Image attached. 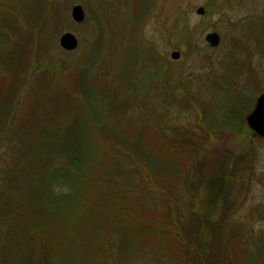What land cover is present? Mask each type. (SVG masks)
I'll list each match as a JSON object with an SVG mask.
<instances>
[{
  "label": "rangeland",
  "instance_id": "rangeland-1",
  "mask_svg": "<svg viewBox=\"0 0 264 264\" xmlns=\"http://www.w3.org/2000/svg\"><path fill=\"white\" fill-rule=\"evenodd\" d=\"M262 92L264 0H0V242L19 245L0 263L264 264V140L245 122ZM88 150L74 188L67 158ZM116 230L119 261L96 237Z\"/></svg>",
  "mask_w": 264,
  "mask_h": 264
},
{
  "label": "trees",
  "instance_id": "trees-1",
  "mask_svg": "<svg viewBox=\"0 0 264 264\" xmlns=\"http://www.w3.org/2000/svg\"><path fill=\"white\" fill-rule=\"evenodd\" d=\"M36 72V71H35ZM84 117V116H83ZM77 118H79V115L78 116H75V117H72V116H70V118L69 119H67V121H76V119ZM84 118H86V121H84L85 123H87L85 126H86V128L87 129H89V133L92 135L93 134V131H91L90 129L91 128H89V126L88 125H90L91 123H93V121H90L89 119H87V117H84ZM90 121V122H89ZM81 123V122H80ZM98 126H100V125H98ZM85 129L84 130H81V131H78L77 132V135L76 134H74L73 132H70L69 131V136H67V140L69 141V140H71V139H76V138H78L79 139V142H80V139L82 140V138H83V140H88V133H85ZM79 134V135H78ZM84 136V137H83ZM56 137H58V136H56ZM94 136H91L90 138H93ZM55 137H53V139H54ZM52 140V139H51ZM77 140V139H76ZM38 141V139L36 140V142ZM50 141V140H49ZM49 141H47L46 142V144L47 143H49ZM79 142H77V143H79ZM90 143H92V141L90 142ZM38 146H40V143H38ZM46 146V145H45ZM97 149H103V147H101V146H99V144H97L96 145V143L95 142H93V151L94 150H97ZM30 152H31V150H29ZM88 156H87V155ZM95 156V155H94ZM88 158H93V156H92V152L90 151V150H88V152H83V151H76V154H74V155H70L68 158H67V171L69 172V171H77L78 172V180L77 181H72L71 179L70 180H68V182H71V184H73L74 186H75V183H78L79 182V185L80 184H82V183H84L85 181H87V180H89L91 177H92V175H91V172L87 169V166H88V161L90 160V159H88ZM95 158H96V156H95ZM38 163V162H37ZM35 164V163H34ZM156 164H158V163H156ZM152 168H153V166H152ZM70 169V170H69ZM95 176V175H94ZM63 178V177H62ZM26 187L28 188V186L26 185ZM30 188V187H29ZM28 188V189H29ZM74 188H76V186L74 187ZM155 194V193H154ZM79 199V196L77 197V199H76V197H75V193H72V195L70 196V203H73L72 205L73 206H71V208H70V210H71V214H73V219H78L79 217H80V214H84L85 213V211H84V209H80L79 207H77L79 204V202L77 201ZM64 202H66V200H64ZM55 204H57V203H55ZM77 204V205H76ZM102 214H109V211L108 210H104L103 211V213ZM95 219H96V217H94ZM116 221H117V216H115L113 219H110V220H107V222L109 223V225L112 227V226H114V225H116ZM130 223V225L132 226V228H134V227H136V225L133 223V222H130V221H128V220H125V223ZM196 227H198L200 224H202V222H196V223H193ZM26 225V223H24V225L22 226V227H16L17 228V232H20V229L22 228L23 230L25 229V228H23V227H26L27 228V226H25ZM218 226L219 225H217V226H214V229H213V234L215 233L216 235H219L218 233H219V231H218ZM32 226H30V227H28V228H31ZM208 228V227H207ZM207 228H204V227H202L201 228V230H200V232H201V234H202V236H204L205 234H207V233H205V230L207 229ZM32 230H35V227L33 226V228H32ZM211 229H210V227L208 228V231H210ZM211 232V231H210ZM115 235H117V233H119V236H118V239H119V241H120V243L121 244H119V243H115V244H111L110 242H109V239L112 237V233L110 234V235H103V236H105L106 238L105 239H102L103 237H100L99 235H97L96 234V237H97V239L99 238V243L101 244V245H103L101 242H104V241H107L108 243H109V246H111V245H113V247H111L110 248V253L111 254H113V252H115V256H113L114 257V260H116V261H119L120 259H119V255H121V254H124L123 253V249H124V247L125 246H127V244H124L123 242H122V240L124 239V237H121L120 235L121 234H123V235H126V232H125V230H122V231H119V230H116V232H113ZM20 238H18V240H19ZM220 239V238H219ZM7 241L8 240H6V241H3L2 243L0 242V260H1V258L3 257L4 258V256H3V254L4 253H8V251L11 249V246L10 245H15V246H19L18 245V242H17V239H16V237H14V239L13 240H10V242H9V244H7ZM223 241V240H222ZM80 245L81 244H83L82 242L81 243H79ZM85 246H86V244H85ZM188 246V245H187ZM87 247V246H86ZM189 247V246H188ZM88 249V248H87ZM46 250V252H49L48 254L49 255H51V252H56V257L59 259V261H63L62 259H63V256H59V253H58V248H57V246H53V248H51V249H45ZM90 250V249H89ZM100 250H104V249H100ZM78 251H83V248H81V250H78ZM105 251V253H107V250H104ZM90 252V251H89ZM2 253V254H1ZM22 254V253H21ZM73 254V253H72ZM128 254V253H127ZM55 255H53V256H55ZM64 255V254H63ZM203 255V254H202ZM71 256H73V255H71V254H66L64 257H66L67 259H70L69 257H71ZM103 256H104V254H103V252H101V253H99V254H97L95 257H98L99 259H101V258H103ZM76 258L75 259H79V256H75ZM18 258V257H17ZM52 258V257H51ZM106 259H107V257H105ZM126 258V256L124 255V259ZM198 258H200V254L198 253L197 254V259ZM202 258L203 259H208V258H206V256H202ZM74 259V258H73ZM101 261H106V260H101ZM106 262H108V261H106ZM0 264H3V263H0Z\"/></svg>",
  "mask_w": 264,
  "mask_h": 264
},
{
  "label": "water",
  "instance_id": "water-1",
  "mask_svg": "<svg viewBox=\"0 0 264 264\" xmlns=\"http://www.w3.org/2000/svg\"><path fill=\"white\" fill-rule=\"evenodd\" d=\"M197 15H203V8H199L196 11ZM72 20L75 23H81L84 20V12L80 6H75L71 11ZM206 43L210 47L215 48L220 43V38L216 33H211L205 36ZM59 45L62 49L66 51H73L77 48V40L71 34H64L60 40ZM171 59H179V53L174 52L171 54ZM247 126L251 129L256 135L264 139V93L257 99L256 106L253 112L246 119Z\"/></svg>",
  "mask_w": 264,
  "mask_h": 264
}]
</instances>
